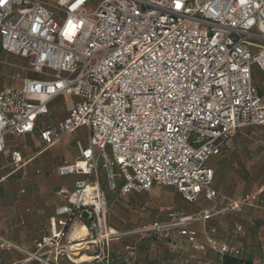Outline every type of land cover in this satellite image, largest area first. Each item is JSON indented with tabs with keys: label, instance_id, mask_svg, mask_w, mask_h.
<instances>
[{
	"label": "built area",
	"instance_id": "built-area-1",
	"mask_svg": "<svg viewBox=\"0 0 264 264\" xmlns=\"http://www.w3.org/2000/svg\"><path fill=\"white\" fill-rule=\"evenodd\" d=\"M0 51L24 62L14 68L18 85L0 88V153L7 137L33 133L61 96L75 101L63 119L38 129L44 148L89 130L86 146L75 141L78 158L57 168L76 179L71 190H58L64 203L29 253L40 264L71 260L77 220H91V242L101 247L119 236L105 225L106 194L91 181L100 161L110 191L121 181L120 195L169 186L187 203L214 202L209 161L240 129L264 125V98L252 79L253 67L264 73V0H0ZM11 160L20 162V152ZM240 207L189 214L166 207L165 220L130 234L169 240L176 233L194 243L196 225ZM219 251L239 256L225 245ZM137 254L134 240L121 264H135ZM95 257L110 264L107 252Z\"/></svg>",
	"mask_w": 264,
	"mask_h": 264
},
{
	"label": "crops",
	"instance_id": "crops-1",
	"mask_svg": "<svg viewBox=\"0 0 264 264\" xmlns=\"http://www.w3.org/2000/svg\"><path fill=\"white\" fill-rule=\"evenodd\" d=\"M0 56L13 57L1 51ZM13 74L11 73L10 77L15 81ZM252 79L264 98V73L253 67ZM17 85L18 82L6 86ZM4 86L1 85L0 88ZM62 97L55 98L48 104L49 113L45 117L55 114L53 125L66 116L75 101V98L70 96V106L66 107ZM42 118L39 119L38 127L33 133L7 137L5 149L0 153V264H40L29 259V253L34 252L36 243L49 234L50 220L57 218L55 211L64 203V199L57 195L58 190L61 188L71 190L76 179V176L58 175V166L68 162L66 161L68 158L58 151L59 143L49 148L42 145L37 131L49 126L41 122ZM237 134L231 143H227L219 156L209 161L214 170L212 187L217 193L215 201H208L200 196L195 205H184V200H177V209L181 211L173 209L178 214H189L211 209L213 206L219 209L231 202H238L241 203L240 210H228L214 215L207 220L204 227L196 225L197 237L194 243H189L174 233L172 238L163 241L164 247L175 249L179 246L189 252L159 254L158 257L165 263L221 264L224 254L219 248L225 245L239 251L238 259L248 261L250 264H264V176L250 181L245 177H238L236 172L237 163H246L245 169L248 170V165L252 164V170L260 169L264 172V125L244 127ZM14 151L20 152L21 161L17 164H13L11 160V152ZM78 155L77 152V155L70 158L71 161L78 158ZM230 166L234 167V171H231ZM91 179L99 183L97 173ZM159 218L165 220L166 216L160 213L154 220ZM2 239L13 243L18 249L4 247ZM123 239L125 241L117 245V251L107 252L110 264H121L123 248L132 239L139 243L136 264H148L144 256L145 249L152 246L153 240H159L152 237L138 239L137 235L126 236ZM79 250L81 251V248ZM77 255L80 254L76 253V257ZM90 258L96 263H104L95 256ZM70 259L67 260L69 263H78L72 257Z\"/></svg>",
	"mask_w": 264,
	"mask_h": 264
},
{
	"label": "rangeland",
	"instance_id": "rangeland-1",
	"mask_svg": "<svg viewBox=\"0 0 264 264\" xmlns=\"http://www.w3.org/2000/svg\"><path fill=\"white\" fill-rule=\"evenodd\" d=\"M41 1H51V0H41ZM97 3H89L86 8L87 10H95ZM24 65V62L20 59L13 58V57H1L0 56V86L2 85H9L12 83H17V81L11 80V73H14L16 69H14L16 66ZM63 104L66 107L70 106L71 97L70 96H63L62 98ZM56 117L55 114H50L48 117L42 118L41 122L45 125H53V120ZM238 135V134H237ZM235 135L229 143L232 142V140L237 136ZM78 140L82 144V146H86L89 141V130L86 126L80 127L76 132L72 134L64 135L59 142H57L58 145V151L65 157L68 158L66 161L70 162L72 157L77 155V148L75 145V141ZM77 159V158H76ZM239 162V160H237ZM72 162V161H71ZM237 169L236 172L238 173V177H245L247 179L256 180L264 176V172L262 170H252V164L248 165L249 170L245 169L246 163H237ZM231 171H234V167L230 166ZM112 171L116 173L117 168L116 166L112 167ZM97 173V179L99 181L100 188L105 192L106 194V212H105V225L107 227H111L114 229L117 234H119L117 240L111 241L101 247L98 244H95V242H87L84 247L81 246H74L72 247L71 251V257L72 259L76 258V253L80 255H88L89 257L96 256L97 254H100L101 252H115L117 251V245L125 241L123 237L134 235L130 234V232L135 231L139 228H141L144 225L150 224L155 218H157L160 214V211L163 208L166 207H172L176 208V210L181 211L177 209L176 201L182 200L181 196L175 191L174 188L169 186H154L148 191L140 192V193H132L126 196L120 195L117 191L118 188L121 185V181L116 178V191H110L108 187V179L106 175V168L102 166V162L100 161L99 166L95 172ZM92 181V179H91ZM251 189V187H250ZM195 203L188 204L185 201H183V204L187 205H195ZM185 211V210H184ZM91 220H77L75 224L72 226V232L74 229L76 230L77 227L80 225H84L87 232V238L88 239H95L96 232H92L89 229ZM71 232V230H70ZM100 233H103V228L99 230ZM99 232L97 234H99ZM72 234V233H71ZM121 234V235H120ZM129 234V235H128ZM122 238V239H121ZM139 239L140 236H137ZM155 239V238H154ZM131 240V239H130ZM90 241V240H89ZM93 241V240H91ZM134 239H132L130 242H133ZM152 246L147 247L145 258L148 264H167L163 259L158 257L159 254H173L175 252H181L186 253L189 252L188 250H185L183 247L177 246L175 249H169L164 247L162 244L163 239L159 240H153ZM129 242V243H130ZM158 242V243H157ZM74 243V244H73ZM72 245H77L78 242H71ZM81 247V251L78 249ZM117 247V248H116ZM137 248H139V243H137ZM77 249V250H76ZM237 258V257H236ZM61 261L62 264H71L69 261H67L66 258H62ZM74 264H100L96 263L94 259L86 262H78ZM136 264V262H135ZM176 264V263H174Z\"/></svg>",
	"mask_w": 264,
	"mask_h": 264
},
{
	"label": "bare ground",
	"instance_id": "bare-ground-1",
	"mask_svg": "<svg viewBox=\"0 0 264 264\" xmlns=\"http://www.w3.org/2000/svg\"><path fill=\"white\" fill-rule=\"evenodd\" d=\"M88 190H89V188H88ZM71 242H78L77 245H73V246H81L82 245L83 247L87 242H91V239L87 238V232H86V228L84 225H80L79 227L76 228V230L74 229V231L71 234ZM81 247H79V248H81ZM89 260H91V258L87 257L85 255H77L76 259H74L75 262H86Z\"/></svg>",
	"mask_w": 264,
	"mask_h": 264
},
{
	"label": "trees",
	"instance_id": "trees-1",
	"mask_svg": "<svg viewBox=\"0 0 264 264\" xmlns=\"http://www.w3.org/2000/svg\"><path fill=\"white\" fill-rule=\"evenodd\" d=\"M38 124H39V121H38ZM221 264H250V263L242 259L234 258L229 254H224L222 256Z\"/></svg>",
	"mask_w": 264,
	"mask_h": 264
},
{
	"label": "water",
	"instance_id": "water-1",
	"mask_svg": "<svg viewBox=\"0 0 264 264\" xmlns=\"http://www.w3.org/2000/svg\"><path fill=\"white\" fill-rule=\"evenodd\" d=\"M81 216H82V218L86 219V217H87L86 212H82Z\"/></svg>",
	"mask_w": 264,
	"mask_h": 264
}]
</instances>
